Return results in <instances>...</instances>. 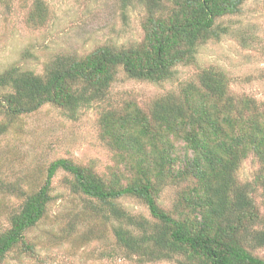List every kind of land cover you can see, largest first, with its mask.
I'll list each match as a JSON object with an SVG mask.
<instances>
[{
    "label": "trees",
    "instance_id": "trees-1",
    "mask_svg": "<svg viewBox=\"0 0 264 264\" xmlns=\"http://www.w3.org/2000/svg\"><path fill=\"white\" fill-rule=\"evenodd\" d=\"M246 1L140 0L150 9L140 43L101 46L85 57L57 56L41 76L15 66L0 72V135L14 120L46 105L74 117L109 101L120 72L135 81H171L178 66L196 64L202 43L220 37L217 20L239 14ZM130 2L124 0V7ZM167 3L171 15L159 16L157 10ZM44 9L38 3L28 24L44 25ZM109 106L101 119L102 136L119 153L124 171L107 181L91 168L58 159L41 187L13 191L25 200L9 216V228L0 231V264L16 249L36 251L27 233L47 216L60 171L72 177L68 184L74 193L99 204L95 212L111 224L116 247L127 260L264 264L254 254L264 249V218L253 196L264 189V102L237 97L227 75L209 68L197 83L153 102L148 113L134 102ZM251 155L262 168L254 181L242 183L238 171ZM188 181L173 211L163 209L158 200L167 186ZM126 198L141 202L150 218L120 205Z\"/></svg>",
    "mask_w": 264,
    "mask_h": 264
},
{
    "label": "rangeland",
    "instance_id": "rangeland-1",
    "mask_svg": "<svg viewBox=\"0 0 264 264\" xmlns=\"http://www.w3.org/2000/svg\"><path fill=\"white\" fill-rule=\"evenodd\" d=\"M38 3L47 10V21L33 27L28 16ZM171 8L168 3L161 5L157 14L171 15ZM149 12L140 0H132L126 8L124 0H0V72L15 66L41 76L48 63L60 55L85 57L101 46L140 43ZM216 29L220 37L202 43L196 64L178 66L171 81H135L120 72L109 101L79 110L74 117L46 105L14 120L9 131L0 135V231L9 228V216L19 211L25 200L12 192L41 187L47 168L58 159L91 168L107 181L124 171L119 153L102 136L101 119L109 104L134 102L148 113L153 102L197 83L201 72L209 68L227 75L237 97L264 102V0H247L239 14L217 20ZM261 168L251 155L242 163L238 179L252 182ZM71 179L63 171L53 179V201L47 216L27 233L36 251L27 254L16 249L1 264H137L124 258L116 247L111 224L95 212L99 204L74 193L68 184ZM190 184L170 183L159 197L160 206L173 211L179 193ZM253 196L264 218V189L259 188ZM119 204L150 218L148 209L136 199L126 198ZM254 254L264 258V249Z\"/></svg>",
    "mask_w": 264,
    "mask_h": 264
}]
</instances>
